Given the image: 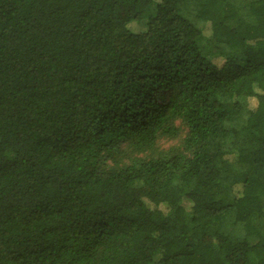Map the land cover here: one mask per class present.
Segmentation results:
<instances>
[{
    "label": "trees",
    "instance_id": "obj_1",
    "mask_svg": "<svg viewBox=\"0 0 264 264\" xmlns=\"http://www.w3.org/2000/svg\"><path fill=\"white\" fill-rule=\"evenodd\" d=\"M0 264H264V0H0Z\"/></svg>",
    "mask_w": 264,
    "mask_h": 264
},
{
    "label": "rangeland",
    "instance_id": "obj_2",
    "mask_svg": "<svg viewBox=\"0 0 264 264\" xmlns=\"http://www.w3.org/2000/svg\"><path fill=\"white\" fill-rule=\"evenodd\" d=\"M147 18H148V15H146V17H144V23L147 22ZM134 31H136L137 29L141 28V25L137 24V23H134L131 27ZM218 51V48L217 46H212L211 49L208 51V55H213V54H216ZM182 134L175 138V139H163L161 140L160 142V146L164 149H167L169 150L170 148H173L175 147L174 149L178 148L177 146L181 144V140L183 139V137L185 136V133H186V130L182 129ZM172 150V149H170ZM190 209L187 210V212L189 213ZM252 241H255V239H252Z\"/></svg>",
    "mask_w": 264,
    "mask_h": 264
}]
</instances>
